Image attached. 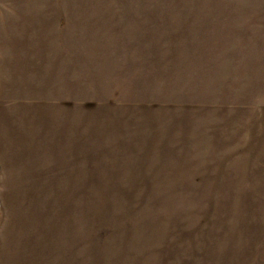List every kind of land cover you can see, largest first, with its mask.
Returning <instances> with one entry per match:
<instances>
[{"label": "rangeland", "instance_id": "1", "mask_svg": "<svg viewBox=\"0 0 264 264\" xmlns=\"http://www.w3.org/2000/svg\"><path fill=\"white\" fill-rule=\"evenodd\" d=\"M0 264H264V0H0Z\"/></svg>", "mask_w": 264, "mask_h": 264}]
</instances>
